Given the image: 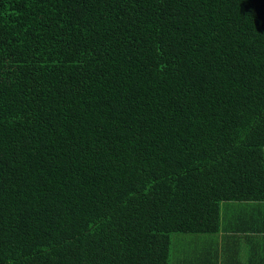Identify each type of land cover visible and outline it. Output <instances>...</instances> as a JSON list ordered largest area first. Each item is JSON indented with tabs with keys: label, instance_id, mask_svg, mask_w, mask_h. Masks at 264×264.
<instances>
[{
	"label": "trees",
	"instance_id": "1",
	"mask_svg": "<svg viewBox=\"0 0 264 264\" xmlns=\"http://www.w3.org/2000/svg\"><path fill=\"white\" fill-rule=\"evenodd\" d=\"M239 202L264 0H0V264H171Z\"/></svg>",
	"mask_w": 264,
	"mask_h": 264
},
{
	"label": "crops",
	"instance_id": "2",
	"mask_svg": "<svg viewBox=\"0 0 264 264\" xmlns=\"http://www.w3.org/2000/svg\"><path fill=\"white\" fill-rule=\"evenodd\" d=\"M217 233L194 237L203 254H195L179 242L177 259L171 264H264V202L223 205Z\"/></svg>",
	"mask_w": 264,
	"mask_h": 264
},
{
	"label": "rangeland",
	"instance_id": "3",
	"mask_svg": "<svg viewBox=\"0 0 264 264\" xmlns=\"http://www.w3.org/2000/svg\"><path fill=\"white\" fill-rule=\"evenodd\" d=\"M175 237L177 238H173V241H174V245L172 247V257L173 259H177L179 257V251L175 250V245L178 241H182V240H178V237H186L188 239H190L191 237H193L192 235H183V236H180V235H176Z\"/></svg>",
	"mask_w": 264,
	"mask_h": 264
}]
</instances>
